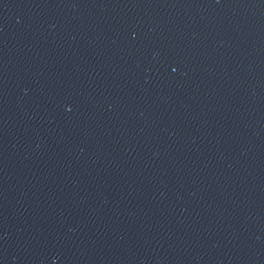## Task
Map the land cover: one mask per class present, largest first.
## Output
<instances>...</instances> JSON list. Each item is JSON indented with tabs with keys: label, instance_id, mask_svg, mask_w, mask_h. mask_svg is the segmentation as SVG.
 <instances>
[{
	"label": "water",
	"instance_id": "1",
	"mask_svg": "<svg viewBox=\"0 0 264 264\" xmlns=\"http://www.w3.org/2000/svg\"><path fill=\"white\" fill-rule=\"evenodd\" d=\"M0 264H264V0H0Z\"/></svg>",
	"mask_w": 264,
	"mask_h": 264
}]
</instances>
